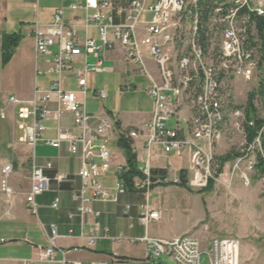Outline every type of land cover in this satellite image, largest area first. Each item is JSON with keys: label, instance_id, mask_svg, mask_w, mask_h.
Returning <instances> with one entry per match:
<instances>
[{"label": "built area", "instance_id": "1", "mask_svg": "<svg viewBox=\"0 0 264 264\" xmlns=\"http://www.w3.org/2000/svg\"><path fill=\"white\" fill-rule=\"evenodd\" d=\"M57 3L61 0H50ZM71 12L82 16L65 17L57 8L50 23L32 25L35 60L44 57L50 73L56 77L44 90L35 89L29 101H20L7 95L5 104L15 117V124L23 136L18 143L31 153L29 191L24 202L32 216L37 213L35 198L49 190L51 179L44 175L51 164H34V147L41 140L45 128L42 121L51 117L48 104L55 103L56 119L68 113L72 117L75 133L57 129L55 140L45 141L50 147L68 144L72 155L79 154L82 170L78 174L81 187L72 193L78 202L77 213L97 217L88 205L91 202L116 203L128 188L119 179L128 172L127 166L117 168L118 181L114 194L102 188L97 178L107 172L112 162L108 149L115 125L106 115H89L85 110V76L90 72H103L106 52L120 56L125 74L146 82V95L152 102L151 118L141 129L120 133L125 141L143 139V156L138 158L139 176L131 181L130 189L146 194L154 185L184 187L192 191L229 193L236 182L244 189L254 184L264 193V103L253 101V111L246 113V105H234L232 90L236 84H255L261 81L264 63L260 65V49L252 22L253 17L264 18V0H67ZM143 15H149L146 22ZM90 29L97 31V41L89 38ZM79 30L83 32L80 38ZM87 56L96 62L89 65ZM82 58L81 69L75 68L76 59ZM37 75L42 73L37 71ZM73 81L77 91L63 90L62 82ZM136 86L127 81L121 92H130ZM103 102L105 93L95 92ZM30 107V109L28 107ZM3 110L0 120H6ZM17 119V120H16ZM30 120V124L25 122ZM20 121V122H19ZM173 121L171 125H167ZM252 136L249 139V133ZM239 138L234 152L227 161H221L217 152L225 141ZM96 156L100 165L91 163ZM185 156L188 180L183 183L178 170L170 165L162 178L152 179L155 159ZM13 163L1 168L0 192L13 200L9 179ZM53 181L65 183L67 175H56ZM120 180V181H119ZM88 195V196H87ZM58 200L52 204L57 209ZM125 207L124 214H128ZM138 217L147 228L158 222L159 209L143 206ZM97 225L86 238L88 248L93 247ZM56 231L48 238L50 247L39 254L41 261L53 260ZM146 244L141 260H111L97 264H149L153 259L166 256L175 264H199L202 252L207 264H239V242L236 239H214L202 250V240L186 234L170 240H138Z\"/></svg>", "mask_w": 264, "mask_h": 264}, {"label": "crops", "instance_id": "2", "mask_svg": "<svg viewBox=\"0 0 264 264\" xmlns=\"http://www.w3.org/2000/svg\"><path fill=\"white\" fill-rule=\"evenodd\" d=\"M4 1L5 0H0V3L4 4ZM55 4L58 5H55L53 9L42 17H39V14L36 11L35 21L31 23L28 28H26V34L27 37L31 39L32 48V25L36 22L41 26L50 23L53 13L57 8L64 11L66 18L72 16H82L81 12H71L68 9L69 4L67 0H61ZM6 20L7 16H5L3 5H0V39L2 34H6L3 30V28L8 27ZM92 30L97 33L95 29ZM79 33L80 38L83 39V32L79 30ZM13 34L19 36L20 42L22 38L21 33L17 32ZM38 59L39 57L36 60L34 58L33 91L35 89H39L37 87L38 77H46V74H50L47 73L49 67L46 64V59L42 57L43 60L41 62V65L47 69L46 72L40 71ZM91 59L93 60L92 63L89 62V56L86 58V62L89 65L95 62L93 58ZM105 59L107 60L105 61ZM118 59H120L118 54L106 52L103 57V66L105 62L117 63L119 61ZM82 66V58L78 57L76 59L75 68H82ZM37 71L42 74L37 75ZM103 72L110 71L108 69H104ZM55 79L56 77L54 75H47V82H45V87L43 89L48 88L49 84ZM68 82L69 90L77 91L76 85L72 80L62 82V89L67 91L66 88H63V84ZM33 91L31 95H33ZM95 92L97 91H92V94L96 97ZM89 93L90 90L86 83V94L84 99ZM7 95L13 96L12 94L6 93L5 97ZM29 100L20 101L26 102ZM99 102L102 105L104 101L101 102L99 100ZM56 108L57 106L55 103L48 104V109L52 112V115L49 119L42 121L45 131L42 134L41 140L38 141L34 147V164L38 167H44L47 163L51 164L50 170H44V175L51 179L49 190L35 198L34 201L37 206V213L35 216L30 214L28 207L24 202L25 195L29 191L30 187L28 175L31 165V153L26 146L18 143V140L21 139L23 133L18 129V127H16L14 122L15 117L12 116L11 109L9 108L11 112L10 120L13 126L12 141L13 143H17V145L26 148V151L29 154V167H27V171H25L24 168H16L12 160L11 162L13 163L14 169L8 184L13 193V200L8 202L7 197L0 192V264H97L101 262H110L114 259L141 260L145 254L146 244L139 242L138 240L145 236L151 239H158L149 236V227L159 225L162 214L167 213V210H162L157 202H150L149 192L160 188L178 190L177 187L154 185L149 189L147 194L144 191L128 189L124 195H120L118 197L116 203L99 201L91 202L88 207L93 213L99 214L97 217L92 215H86L83 218L80 217L77 213L79 203L74 201L71 195L74 192H78L81 187V180L78 174L82 170V160L79 154L72 155L69 153V147L66 143H61L58 148H53L45 144V141L56 139L57 129L68 133H75L77 131L73 126L70 114H62L60 119H56L54 117ZM151 112L152 105L145 116H139L132 122L125 121L120 115L113 117L111 114L104 112L115 125L114 132L111 134L108 144V149L112 155V162L107 172L98 177L96 181L102 188L106 189L110 195L115 193L114 188L118 181L117 168L119 166H126V158L122 149L118 145L119 134L141 129L143 125L149 122ZM7 119L8 117L6 120ZM26 122H30V120ZM15 127L22 133V136L17 141H15L14 137ZM127 142L130 144L132 152L136 157L138 169L140 164H138L137 160L143 156V139L139 138L135 141ZM6 147L8 148V145ZM7 162L9 161L6 160L4 156L0 158V175L2 166ZM91 163L100 165L101 160L94 156L91 159ZM167 165L181 170L179 176L183 183L188 180L186 172L187 159L185 156H181L179 158L169 157L166 159L161 157L155 159L152 164V179L154 180L164 177ZM56 175H67L68 181L65 183H57L52 180ZM181 188L184 189V187ZM56 199L59 201L58 207L57 209H52L51 206ZM145 205L161 211L159 221L150 223L147 228L141 226L138 222V217L142 212L141 208ZM127 206L129 207V210L128 214L125 215L124 210ZM95 225H97L98 230L94 232L96 241L93 247L88 248L86 245V238L89 237L90 230L93 229ZM53 228L56 231L53 260L41 261L39 259V254L50 247L48 238H50L51 230ZM186 234V231L179 234H173L169 240ZM136 245H142V247L138 249Z\"/></svg>", "mask_w": 264, "mask_h": 264}, {"label": "rangeland", "instance_id": "3", "mask_svg": "<svg viewBox=\"0 0 264 264\" xmlns=\"http://www.w3.org/2000/svg\"><path fill=\"white\" fill-rule=\"evenodd\" d=\"M0 5H3L5 16H7L8 27L3 28L4 33L20 32L22 37L5 66L1 65L0 53V111L3 110L8 117L6 121L0 120V158L4 156L9 162L13 160L16 168H24L27 171L29 154L26 148L12 141L11 112L5 104V94H12L20 100L31 98L34 85V54L26 28L35 21L36 11L39 17H42L58 4L49 0H32V2L31 0H5L4 4L0 3ZM148 19V15H143L141 21L146 22ZM89 37L96 41L97 33L90 29ZM91 58L94 59V57L89 56L90 63L93 62ZM42 60V57H39V69L46 72L47 69L41 65ZM103 67L110 72H90L85 76L90 90L84 99L86 112L97 116L106 115L104 112L113 117L120 115L129 122L139 116H145L152 105L145 92L146 82L126 75L125 68L119 61L105 62ZM47 75L50 74L45 76ZM46 77L37 79V87L40 90H44ZM127 81H131L136 88L130 92H121V87ZM255 87V84H236L232 90L234 105L244 107L248 94ZM63 88L69 90V82L64 83ZM92 91L105 93L106 99L102 105ZM172 122L170 121L167 125H171ZM25 123L30 124V122ZM15 125L17 127V124ZM16 127L15 141L22 136ZM238 139L236 137L231 141L223 142L217 152L218 156L222 157L234 152L233 145ZM177 189L160 188L149 192L150 202L155 201L162 210H167L166 214H162L159 225L148 226L150 237L169 240L173 234L186 231L187 234L202 240V250L206 249L209 242L214 239H236L239 242V264H264V193L258 185L254 184L251 188L244 189L239 182H236L229 193L197 192L181 187ZM136 247L140 249L142 245H136ZM149 264L175 263L166 256H162L151 260ZM199 264H207L205 252L201 253Z\"/></svg>", "mask_w": 264, "mask_h": 264}, {"label": "trees", "instance_id": "4", "mask_svg": "<svg viewBox=\"0 0 264 264\" xmlns=\"http://www.w3.org/2000/svg\"><path fill=\"white\" fill-rule=\"evenodd\" d=\"M252 22L254 24L256 39L258 40L257 46L260 49V55H261L260 65H261V63H264V18L253 17ZM0 41H1L0 43L1 65L5 66L11 59L12 54L14 53L15 49L18 46L19 36L15 34L13 35L2 34ZM259 70L263 72V74L261 73V81L259 85L255 87L248 94L246 101L247 116H249V112H252L254 110L253 101L256 98L262 99L264 103V70L262 71V68H260ZM251 136H252V132L249 133V139L251 138ZM118 145L124 153V156L126 158V166L128 168V172L121 175L120 179L123 181L125 186L128 189H130L132 179L139 176V173L137 172L136 157L132 152L130 144L127 141H124V139L119 138ZM229 159H231V156L220 158L221 161H227ZM208 191L209 190L203 192H208Z\"/></svg>", "mask_w": 264, "mask_h": 264}]
</instances>
